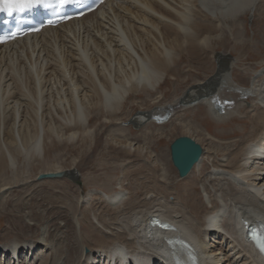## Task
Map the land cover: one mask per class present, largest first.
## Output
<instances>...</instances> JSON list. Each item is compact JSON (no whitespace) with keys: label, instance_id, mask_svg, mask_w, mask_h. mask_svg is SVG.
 <instances>
[{"label":"bare ground","instance_id":"6f19581e","mask_svg":"<svg viewBox=\"0 0 264 264\" xmlns=\"http://www.w3.org/2000/svg\"><path fill=\"white\" fill-rule=\"evenodd\" d=\"M253 14L264 18V0H257ZM214 16L201 11L199 0H107L81 18L0 45V169L5 162L15 169L18 153L43 161L50 157L43 144L51 142L52 135L75 140L81 133L89 134L92 113L117 115L128 98L158 89L166 76L175 79L183 57L201 61L203 50L227 45L226 34H221L230 33L233 40L242 36L234 24H222ZM213 28L221 33L214 35ZM223 52L221 75L208 76L174 103L149 112V117L169 108L176 112L197 101L210 105L219 121L235 113L250 121L252 133L238 148L227 149L223 156L205 148L194 165L201 170L205 203L196 186L177 197L178 202L156 191L131 200L119 181L114 193L93 189L80 199L89 204L98 194V201L111 209L85 210L82 218L70 211L60 224H44L38 237L0 243V264H186L182 249L188 264H264V255L244 228L250 224L264 229V59L246 87L233 79L231 52ZM105 97L114 102L106 104ZM246 105L248 111L242 112ZM142 117L144 123L151 120L142 115L134 116V122ZM207 163L209 173L204 172ZM38 177L36 181H43ZM6 190L1 188L0 196ZM154 217L170 226L154 225ZM114 244L123 251L115 253Z\"/></svg>","mask_w":264,"mask_h":264},{"label":"rangeland","instance_id":"374dc122","mask_svg":"<svg viewBox=\"0 0 264 264\" xmlns=\"http://www.w3.org/2000/svg\"><path fill=\"white\" fill-rule=\"evenodd\" d=\"M232 24L237 32H241L242 36H237L238 40L230 39V33H223L221 35L226 34L224 37L225 41L227 40V47L217 44L215 51L213 48L203 50L201 61L196 57L190 62L187 57H183L182 63L177 65L179 69L176 71L175 79L166 76L158 89L154 91L148 89L142 91L136 98H128L117 115L102 116L103 114L92 113V117H88L91 119L90 130L93 129L89 134L81 133L75 140H68L66 136L58 140L52 135L51 137H54L52 141L46 140L43 144V152H50V157L43 161L37 158L31 160L26 158V155L18 153L19 155H16L18 166L15 169L5 162V167L0 169V189L7 187L6 192L0 196V243L14 238L38 237L44 224L51 226L60 224L65 221L64 215L68 212L74 214L78 212L82 218L84 213L81 212L85 210L89 212L96 208L97 211L109 208L107 203L98 201V194L93 196L89 204L82 202L81 196L95 189H101L109 194L114 193L119 189L120 185H117L119 181L125 185V190L131 193H128L131 200L140 196L142 198L149 191H156L165 194L169 201L178 202L180 195L189 193L192 187L196 186V194L205 203L203 195L205 188L199 181L201 170L194 169L187 177L181 178L178 168L172 163L170 146L176 137L187 135L195 137L203 149L223 156L227 149L238 148L251 135L252 127L247 117L235 113L233 114L235 118L230 114L226 119L219 121L209 108L210 105L201 103L176 109L171 118L164 123L152 120L144 123L143 117L138 118L134 124L124 123L134 118L138 111L152 112L159 106L174 103L175 99L192 85L212 74L221 75L222 57L219 54L224 53L223 51L231 52L229 56L235 82L250 86L253 76L263 65L261 62L264 59V18L251 13ZM213 29L214 35L221 33L216 28ZM205 34L207 32L202 31V35ZM240 39L245 44L239 45L237 42ZM12 58H8L9 62H12L11 66H15L16 61ZM235 58L238 59L234 60ZM234 92L231 94L237 96ZM248 109L249 105H246L241 111L246 112ZM79 129L82 130L81 126ZM31 139L33 142L35 137L32 136ZM27 142L30 144V138ZM130 146L136 147L137 150H131ZM138 147L144 148L143 154ZM73 166L84 175L83 188L68 178L35 180L43 172ZM205 166L207 168L203 169L204 172L209 173L211 166L208 163Z\"/></svg>","mask_w":264,"mask_h":264},{"label":"water","instance_id":"95a60500","mask_svg":"<svg viewBox=\"0 0 264 264\" xmlns=\"http://www.w3.org/2000/svg\"><path fill=\"white\" fill-rule=\"evenodd\" d=\"M184 103V100L181 99V104ZM197 103V101H192L189 105H193ZM135 116H146L151 118V120H155L159 122H166L168 121L171 116L173 115L172 110L169 108L164 114H159L158 116L149 117L148 111H138L134 114ZM126 124H134V118L126 121ZM171 151V159L174 167L178 168L179 176L181 178L187 177L194 169V165L198 163L203 154L204 150L202 145L193 137L183 135L177 137L170 146ZM44 178H68L75 184H78L82 188L83 180L82 174L79 170H65L60 172H44L43 174L39 175L38 180H43Z\"/></svg>","mask_w":264,"mask_h":264},{"label":"clouds","instance_id":"9594fccd","mask_svg":"<svg viewBox=\"0 0 264 264\" xmlns=\"http://www.w3.org/2000/svg\"><path fill=\"white\" fill-rule=\"evenodd\" d=\"M256 3L257 0H199V7L206 15L211 16L212 13H215V19H218L222 24L229 25L241 17L251 14ZM154 71L159 74L158 68H154ZM110 102H114V99L105 97V103ZM113 251L119 254L123 248L119 244H114Z\"/></svg>","mask_w":264,"mask_h":264},{"label":"snow or ice","instance_id":"6c2138e0","mask_svg":"<svg viewBox=\"0 0 264 264\" xmlns=\"http://www.w3.org/2000/svg\"><path fill=\"white\" fill-rule=\"evenodd\" d=\"M42 2V0H0V7L6 8L9 13L12 11L24 12L26 9H29L35 3ZM62 3L66 2V0H61ZM51 23V21H50ZM2 42V41H0ZM155 223L160 224L162 228H167L169 225L161 224L160 221H155ZM253 240L256 242L257 246L261 251H264V235L259 233H253ZM171 243V241H169Z\"/></svg>","mask_w":264,"mask_h":264}]
</instances>
